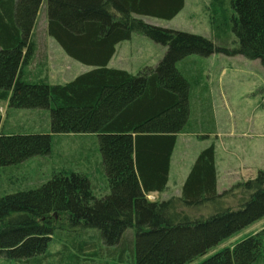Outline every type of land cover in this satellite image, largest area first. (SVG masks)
Listing matches in <instances>:
<instances>
[{"label": "trees", "instance_id": "obj_1", "mask_svg": "<svg viewBox=\"0 0 264 264\" xmlns=\"http://www.w3.org/2000/svg\"><path fill=\"white\" fill-rule=\"evenodd\" d=\"M43 1L48 34L69 57L92 67L63 84L21 76L35 52L30 36ZM183 5L184 0H0V101L49 111V132H0V167L49 154L52 134L96 135L108 185L96 196L90 178L69 172L0 195V257L19 264H85V242L76 237L94 231L90 245L100 256L188 264L264 217V170L219 193L212 144L195 158L179 196L147 198L166 188L176 135L189 117L190 83L177 63L219 53L258 59L264 67V0H228L231 13L222 27L235 36L232 43L140 18L170 20ZM133 33L166 47L163 57L135 74L108 67L116 45ZM60 216L63 222L55 224ZM62 226L73 233L61 251L48 252ZM263 251L264 227L198 264H256Z\"/></svg>", "mask_w": 264, "mask_h": 264}, {"label": "rangeland", "instance_id": "obj_2", "mask_svg": "<svg viewBox=\"0 0 264 264\" xmlns=\"http://www.w3.org/2000/svg\"><path fill=\"white\" fill-rule=\"evenodd\" d=\"M230 13L228 0H185L179 15L170 21L148 16L140 18L152 25L201 35L215 43H232L235 36L222 27ZM42 14L40 13L38 19L39 29L43 23ZM214 27H220V30ZM149 42L156 47L138 44L136 55L133 50L126 53L123 62H127L126 65L133 70V74L141 68L155 66L163 57L166 47L152 40ZM125 44L127 46L128 43ZM121 50L125 51V48H120L119 55ZM60 52L64 54L62 58L51 51L49 61L43 62L46 72H50L44 80L47 83H66L92 68L69 57L63 50ZM113 65L119 67L117 56ZM177 67L190 83V109L184 134L179 136L174 149V163L180 167L191 165L196 153L204 149L202 146L205 145L203 147L206 148L212 144L214 163L217 166L216 188L219 193L238 182L254 178L258 170H264V67L260 61L241 55L213 53L204 57L193 54L179 61ZM0 116V132L3 133L19 127L46 129L49 123L48 109H15L9 107L6 101H0ZM51 145V151L47 155L0 167V195L36 188L55 174L69 172H78L90 178L96 196L108 191L107 179L98 165L99 148L96 135L52 134ZM172 196H175L174 188L168 186L153 196L147 195V198L159 201ZM60 222H63V218L56 217L55 224ZM263 227L264 217L188 264H198L213 252L226 246L232 247ZM68 228L69 226H62L58 235L54 233L48 252L61 251L62 245L67 244L65 236L74 231ZM92 232L87 231L76 237L85 242V264H134V258L130 259L128 256L120 261L106 254H95L96 247L90 245L94 241ZM0 264L19 263L0 257ZM256 264H264V251Z\"/></svg>", "mask_w": 264, "mask_h": 264}, {"label": "crops", "instance_id": "obj_3", "mask_svg": "<svg viewBox=\"0 0 264 264\" xmlns=\"http://www.w3.org/2000/svg\"><path fill=\"white\" fill-rule=\"evenodd\" d=\"M184 4H185V0H184ZM183 8H184V5H183ZM181 10L177 13V15H175V17H177L179 15ZM41 11H43V12H41ZM45 11H46V5H45V2L43 1L41 4V7L39 8V11L37 13L35 23H34V26H33L32 32H31V36H30L31 40L34 43L35 52H34L32 60L27 65H24L23 68L21 69V76H22V78H24L26 80H33V81L46 80L47 79L46 74L49 75L50 72H46V69H45L46 65L43 64L44 60L49 61L51 51H54L55 54L58 55L60 58H62V55H64V54H62V52H60L63 50L62 47L57 42L55 43V39L53 37H51L47 32V11L46 12ZM40 13H43L42 14V19H43L42 22L43 23H42L41 29H39L37 27L38 19L40 18ZM175 17H173L172 19H174ZM151 18H154V17H151ZM156 19H158V18H156ZM172 19H170V20H172ZM161 20H163V19H161ZM170 20H167V21H170ZM48 39H50V41ZM146 39L147 38H143V36L140 37V36H137L136 34L133 33L129 40L122 41V42L118 43L115 47V53L108 63V67L123 69V70H126L127 72L134 73V72H132L133 70L130 67H127V65H128L127 62H126V64H127L126 65L123 61H125L126 53L129 52L128 50H133L134 54L136 55L135 52H136V48L138 47V44H140L141 46L146 45L149 47H151V46L156 47L155 44H152L151 42H149L150 40H146ZM133 41H135V42H133ZM125 43H128L127 46H125L126 45ZM122 45H124V46H122ZM122 47L125 48V51L121 50L122 53H121V55H119V50ZM60 49H62V50H60ZM116 56L118 57V64H119L118 66L119 67H117L116 65H113V62H114V59ZM41 63L43 64L41 67L40 66L36 67L37 65H40ZM150 66H151V64H150ZM50 84H53V83H50ZM57 84H60V83H57ZM210 104H211V102H210ZM28 131L49 132V123H48V127L46 129L45 128L40 129L39 127H36V128H33V127L20 128L19 127L18 129H14L13 131L10 130V131L4 132V133L28 132ZM183 134L184 133L181 132V133H178L176 135L175 146L177 144L179 136L183 135ZM175 146H174V149H175ZM203 146H205V145H203ZM203 146H202V148H205ZM174 149H173L172 155L170 157L168 181H167L166 188H168V186L169 187L173 186L174 195L179 196L181 193V187H182V185L186 179V176L189 173L190 168H191L193 163H191V165L187 164V165H184L181 167L178 166V164L176 165L173 161ZM98 153H99V151H98ZM198 153H199V151L196 153L194 160H195ZM100 162H101V156L99 153L98 165H100ZM215 167L217 170V166H215ZM156 193L157 192H152L149 195L153 196ZM103 194H104V192H103ZM103 194H99V195L101 196Z\"/></svg>", "mask_w": 264, "mask_h": 264}]
</instances>
